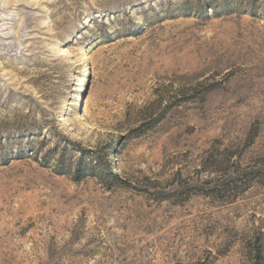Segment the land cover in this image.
Instances as JSON below:
<instances>
[{
	"label": "rangeland",
	"instance_id": "1",
	"mask_svg": "<svg viewBox=\"0 0 264 264\" xmlns=\"http://www.w3.org/2000/svg\"><path fill=\"white\" fill-rule=\"evenodd\" d=\"M0 264H264V0H0Z\"/></svg>",
	"mask_w": 264,
	"mask_h": 264
},
{
	"label": "trees",
	"instance_id": "2",
	"mask_svg": "<svg viewBox=\"0 0 264 264\" xmlns=\"http://www.w3.org/2000/svg\"><path fill=\"white\" fill-rule=\"evenodd\" d=\"M81 172H82V169L79 168L78 171H77L78 175H79Z\"/></svg>",
	"mask_w": 264,
	"mask_h": 264
}]
</instances>
